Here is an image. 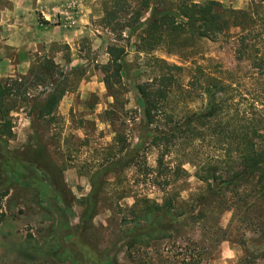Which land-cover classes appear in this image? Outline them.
I'll use <instances>...</instances> for the list:
<instances>
[{
    "label": "rangeland",
    "instance_id": "374dc122",
    "mask_svg": "<svg viewBox=\"0 0 264 264\" xmlns=\"http://www.w3.org/2000/svg\"><path fill=\"white\" fill-rule=\"evenodd\" d=\"M169 1L172 7L178 3ZM215 1L234 9L251 2ZM35 12L53 39L30 54H6L13 66H0V78L28 76L36 57L46 56L58 65L54 79L65 91L56 110L43 117L34 107L48 85L9 102L13 135L6 138L7 147L10 152L41 148L46 179L37 186L24 175L5 172L13 183L0 198V264H264V180L242 179L229 189L217 183L208 194L207 184L196 176V159L184 163L181 175L165 187L153 184L136 165L153 168L159 157L150 145L156 123L143 121L136 90L165 67L159 60L182 67L172 70L177 83L166 99L167 113L179 118L203 110L210 101L205 90L218 79L225 89L209 86L211 92L246 112L259 108L264 113V80L252 76L248 60L236 57L241 30L229 28L228 35L211 39L187 28L143 41V27L134 20L122 30L106 27L100 0H50ZM147 16L144 12L140 21ZM111 44L125 47V67L120 78L109 75L107 87L102 66ZM163 124V119L157 122L159 128ZM198 145L177 147L165 160L174 166L182 153L193 151L213 163L222 154L208 141ZM134 147L139 159L103 177L95 214L81 221L92 175ZM220 160L223 170L227 160ZM154 204L162 207L168 231L164 237L134 240V234L152 229L139 216Z\"/></svg>",
    "mask_w": 264,
    "mask_h": 264
},
{
    "label": "trees",
    "instance_id": "16d2710c",
    "mask_svg": "<svg viewBox=\"0 0 264 264\" xmlns=\"http://www.w3.org/2000/svg\"><path fill=\"white\" fill-rule=\"evenodd\" d=\"M100 1L103 10L101 21L106 27L122 30L129 27V21L134 20L138 23V27H143L145 32L143 41L149 38L159 41L164 32L183 33L187 28L194 31L198 37L214 39L219 35H228L229 28L238 27L241 32L237 37L236 57L238 60H248L252 76L264 80V0H251L246 9L222 7L215 0L205 3L178 0L175 7L171 6L169 0ZM144 12H147L148 16L145 21H140ZM127 14H129L128 18H126ZM106 52L109 58L102 66V73L105 84L110 87L109 75L113 73L120 78L124 71L125 47L111 44L108 45ZM159 61L165 67H160V72L155 74L152 81L136 86L142 101L143 121L147 125L156 123L150 145L159 152L156 166L153 168L136 161L140 173L145 176L151 175L150 180L153 184L165 187L173 177L181 175L184 163H193V159H196V176L207 184L208 194L217 183L229 189L231 185L233 187L238 185L242 179L250 180L256 177L258 183L262 182L264 180V113H261V109L246 112L238 103L229 104L227 98L211 92L209 86L218 87V92L225 89L223 84H218L222 82L218 79L217 83L208 84L205 90L209 94L210 101L203 110L179 118L167 113L164 105L170 91L177 83L172 70H182V67L170 66L164 60ZM56 72L58 65L51 58L38 56L31 65L28 76L0 78V198L7 195L13 183L5 175L8 170L26 176L37 186H41L46 179L45 163L40 162L43 153L41 148L26 147L24 150L10 152L7 147L6 138L13 135L11 119L8 116L12 109L9 102L14 97L26 99L30 89L48 85L49 89L44 98L35 104L34 109L39 117L52 114L65 91L54 79ZM161 119L164 120V124L159 128L157 122ZM204 141L212 143L222 153L214 158L213 163L194 156L193 151L182 153L181 157L184 158L179 161L174 160V166L166 162L165 158L174 153L175 148L185 147L193 150ZM136 157L139 159L138 147H134L118 158V161L110 162L92 175L91 189L85 197L81 221L94 216L103 177L113 169L130 163ZM220 158L227 160L228 166L223 170H219ZM140 218L151 223L152 229L146 234L145 231L134 234L133 239L136 241H140L139 237H164L168 231L169 223L162 212V207L157 204L146 207Z\"/></svg>",
    "mask_w": 264,
    "mask_h": 264
},
{
    "label": "crops",
    "instance_id": "0c3cea01",
    "mask_svg": "<svg viewBox=\"0 0 264 264\" xmlns=\"http://www.w3.org/2000/svg\"><path fill=\"white\" fill-rule=\"evenodd\" d=\"M2 1L7 6L0 4V26L2 27V32H0V57H2V62H0V66L1 68H8L13 64L6 54H30L36 52L44 42L53 39L50 35L45 34V32L50 31L42 28L35 12L43 3L50 0ZM40 11L45 14L43 8Z\"/></svg>",
    "mask_w": 264,
    "mask_h": 264
}]
</instances>
